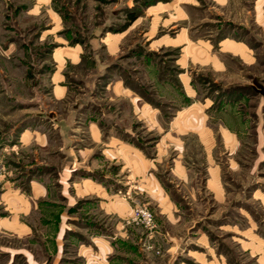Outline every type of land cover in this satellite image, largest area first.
I'll use <instances>...</instances> for the list:
<instances>
[{
  "label": "rangeland",
  "instance_id": "1",
  "mask_svg": "<svg viewBox=\"0 0 264 264\" xmlns=\"http://www.w3.org/2000/svg\"><path fill=\"white\" fill-rule=\"evenodd\" d=\"M115 82L129 97L112 92ZM130 98L157 107L164 123L195 103L208 127L159 147L156 173L180 202L178 223L118 192L133 199L128 223L141 230L132 244L142 251L117 264H264V0H0V264H28L30 240L13 232L45 228L12 205L10 182L28 193L29 154L2 151L5 139L10 147L24 126L45 128L49 112L66 117L80 104L86 117L126 126L120 135L154 157L158 132L133 115ZM174 163L188 177L172 175ZM72 250L61 264L76 263Z\"/></svg>",
  "mask_w": 264,
  "mask_h": 264
},
{
  "label": "crops",
  "instance_id": "2",
  "mask_svg": "<svg viewBox=\"0 0 264 264\" xmlns=\"http://www.w3.org/2000/svg\"><path fill=\"white\" fill-rule=\"evenodd\" d=\"M112 92L129 97L131 91L117 82ZM64 95L65 90H62L57 99ZM185 95L188 97L187 93ZM138 99L130 98L133 115H140L139 120L142 119L147 129L151 127L153 132H158L154 157L121 136L129 134L126 126L121 132L114 120L103 122L99 118L86 117L80 104L70 108L66 117L58 118L54 112H49L45 128L37 123L24 126L10 147L5 139L2 151L7 152L9 148L16 155L23 150L29 154L22 160L27 165L23 168L30 172L28 193L24 197L18 193L23 189L10 182L9 189L16 193L11 196L12 205L24 207L22 212L30 211L35 221L45 227L39 231L34 227L29 232H13L17 238L30 240L33 248L29 254H23L28 264H61L71 247V254L76 258V263L71 264H117L123 257L133 258L139 254L142 250L132 243L141 238L142 232L128 223L133 199L120 196L119 191L128 195L131 192L136 201L147 205L145 200L148 199L161 208L167 224L178 223L180 216L175 215V209L180 202L175 200L171 188L164 187L156 173L165 157L163 150L162 156H157L159 147L162 145L165 150L168 144L175 143L173 134L190 132L194 127L207 128V115L203 108L191 103L183 113L164 123L157 107L140 104ZM205 140V160L208 162L211 158L212 163L213 145L206 135ZM228 142L226 140L225 144ZM38 151L44 156H39ZM211 163L209 168L213 171ZM176 164L172 175L188 177V171ZM40 168H45L44 173L39 172ZM79 204L83 205L76 208ZM77 226L79 237L64 236ZM165 234L170 240L174 238L168 231ZM42 250L50 259L36 257Z\"/></svg>",
  "mask_w": 264,
  "mask_h": 264
},
{
  "label": "built area",
  "instance_id": "3",
  "mask_svg": "<svg viewBox=\"0 0 264 264\" xmlns=\"http://www.w3.org/2000/svg\"><path fill=\"white\" fill-rule=\"evenodd\" d=\"M138 213L140 214L142 220L146 223H149L151 221L150 215L145 212L144 210H139Z\"/></svg>",
  "mask_w": 264,
  "mask_h": 264
},
{
  "label": "trees",
  "instance_id": "4",
  "mask_svg": "<svg viewBox=\"0 0 264 264\" xmlns=\"http://www.w3.org/2000/svg\"><path fill=\"white\" fill-rule=\"evenodd\" d=\"M128 20H127V23H126V27H128V25H130L132 22H134L135 21V19H136V15H135V13L133 12H129V14H128Z\"/></svg>",
  "mask_w": 264,
  "mask_h": 264
}]
</instances>
